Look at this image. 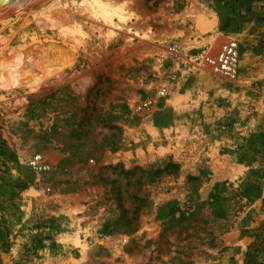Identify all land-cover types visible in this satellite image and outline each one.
I'll return each instance as SVG.
<instances>
[{
    "label": "rangeland",
    "instance_id": "rangeland-1",
    "mask_svg": "<svg viewBox=\"0 0 264 264\" xmlns=\"http://www.w3.org/2000/svg\"><path fill=\"white\" fill-rule=\"evenodd\" d=\"M253 249L264 0H0V264Z\"/></svg>",
    "mask_w": 264,
    "mask_h": 264
},
{
    "label": "built area",
    "instance_id": "built-area-1",
    "mask_svg": "<svg viewBox=\"0 0 264 264\" xmlns=\"http://www.w3.org/2000/svg\"><path fill=\"white\" fill-rule=\"evenodd\" d=\"M232 51H233V48H229L228 49V53H227V55L225 57V60H224V65H223L224 68H228L229 69L230 65L233 63L234 57H233ZM229 54L231 56H229Z\"/></svg>",
    "mask_w": 264,
    "mask_h": 264
},
{
    "label": "trees",
    "instance_id": "trees-1",
    "mask_svg": "<svg viewBox=\"0 0 264 264\" xmlns=\"http://www.w3.org/2000/svg\"><path fill=\"white\" fill-rule=\"evenodd\" d=\"M258 253H259V251L258 250L254 251V249L252 250L251 253H248L245 264H256L255 258H256V256H258Z\"/></svg>",
    "mask_w": 264,
    "mask_h": 264
},
{
    "label": "bare ground",
    "instance_id": "bare-ground-1",
    "mask_svg": "<svg viewBox=\"0 0 264 264\" xmlns=\"http://www.w3.org/2000/svg\"><path fill=\"white\" fill-rule=\"evenodd\" d=\"M100 2H101V0H94V3H95L96 5H99ZM121 17H122V16H120V19H122ZM123 17H124V16H123ZM122 22H123V21H122Z\"/></svg>",
    "mask_w": 264,
    "mask_h": 264
}]
</instances>
